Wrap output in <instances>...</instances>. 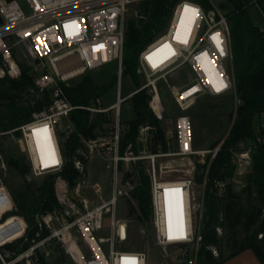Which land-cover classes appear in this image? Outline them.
<instances>
[{
	"label": "built area",
	"instance_id": "1",
	"mask_svg": "<svg viewBox=\"0 0 264 264\" xmlns=\"http://www.w3.org/2000/svg\"><path fill=\"white\" fill-rule=\"evenodd\" d=\"M22 1L0 0V79L5 77L17 79L21 76L18 56L22 52L31 61L28 67L32 69L36 87L41 91H51L54 97V103L47 112L36 115L35 121L18 129L21 132L19 140L22 151L31 168L29 181L57 174L64 165L62 152L61 164L57 168L44 169L36 165L27 140V132L33 126L43 123H53L54 128L51 131L55 134L61 119L77 109L67 99L61 84L69 85L71 81L86 73L115 62L119 89L116 103L107 108L88 109L92 113V120L97 112L103 115L113 113V122L105 136L87 142L89 153L81 154L90 161L94 155L100 154L104 146L110 145L109 161L113 167V175L109 180L111 190L107 200H100L90 206L84 204L76 188L71 191L64 180L58 179L56 192L61 207L51 215H41L37 218L38 227L41 230L44 228L49 230V236L38 242L32 240L31 246L20 253L9 246L22 241L28 242L29 226L24 217L10 215L17 211L15 201L7 188L0 184V189L7 191L10 201L8 208L0 214V227L12 220H17L18 228L22 227L18 237L0 243V264H34L38 252H41L50 263L52 253L47 246L55 242L62 247L73 264H127L126 258H135L136 264H150L148 249H125L129 239L127 227L129 220H122L118 216L119 203L129 197L134 188L130 180L123 178L119 164L141 159L149 161L147 173L151 179V225L154 242L160 249L161 260L164 264H200L205 184L198 186L192 173L184 178L163 179L159 175L157 164L160 158H187L205 154L194 148L191 118L187 114L178 116L174 130L166 133L169 147L167 153L150 155L144 152L142 156L136 157L128 152L125 155L120 154V143L127 129L122 123L121 111L126 101L138 92L147 90L151 95L150 107L157 119L163 122L165 115L159 82L169 88L176 105L183 113L205 95L235 96L238 99L233 68L232 34L226 14L213 0H210L211 10H205L194 0H180L173 9L167 33L149 43L140 54L138 74H144L147 82L123 98L121 81L127 13L132 5H138L146 0H25L29 13L24 10ZM192 9L197 11L193 12ZM136 15L139 17V13ZM73 21H76L75 25L72 24ZM216 34H219L218 39L221 42L219 47L217 41L213 39ZM227 63L231 66L230 72L225 67ZM183 69H188L194 74L192 82L183 86L171 85L169 78ZM219 80H222L226 87L216 91ZM13 132H0V139L5 135H12ZM148 137V128L141 129L139 141L146 144ZM259 141L264 142V137ZM221 145L210 151L212 160ZM240 160L235 177L245 170L244 164H250L246 152L241 153ZM76 166L82 168L79 161L76 162ZM9 167L0 149V174L7 172ZM197 188L202 191L199 200L196 197ZM172 189H179V194L173 191L165 194L166 190ZM70 192L76 200L71 198ZM166 199L172 203L173 236L177 235L178 231L177 200L182 206L184 238L168 239L169 218ZM107 220L110 222V235L98 236L105 229ZM124 226L127 227L126 234ZM142 231L145 235V230ZM217 233L221 238L225 231L218 227ZM262 237L263 235H259L260 239ZM41 247L44 250H41ZM209 250L215 258L220 257L218 248L210 247Z\"/></svg>",
	"mask_w": 264,
	"mask_h": 264
},
{
	"label": "trees",
	"instance_id": "2",
	"mask_svg": "<svg viewBox=\"0 0 264 264\" xmlns=\"http://www.w3.org/2000/svg\"><path fill=\"white\" fill-rule=\"evenodd\" d=\"M179 1H143L138 4L139 17L127 21L123 75L129 76L137 89L141 87L138 75L140 54L167 27L173 9ZM194 1L201 4L205 10L212 9L210 0ZM251 1L253 0H225L220 4L232 28L234 76L239 106L236 121L216 157L212 160V156L208 155L203 162L198 159L195 163V182L198 186L205 184L200 264H225L247 250H252L260 263L264 264V142L259 141L264 137V31L253 23L249 11L245 8ZM254 4L264 15V0H254ZM19 65V78L0 79V132L14 131L8 136L18 138L21 137L18 130L20 127L35 121L36 115L47 112L54 103L51 91H41L36 87L31 67L24 62H19ZM117 82L118 77L113 75L107 82L96 83L88 72L79 81L69 85L61 84L69 102L77 107L61 119L71 125L67 130L59 132L64 159L61 172L46 176L37 185L29 181L31 168L29 163H24V158L9 160V166L24 180L23 191L12 193L17 211L10 215L24 217L29 226L28 242L22 241L9 248L19 253L24 252L31 246L32 240L38 242L49 236V230H41L38 227L37 218L41 215H51L61 207L56 192L58 179L64 180L72 191L77 182L87 174L89 160L81 153H89L87 142L105 136L108 131L105 127L111 122L109 115L101 113L96 114L92 120V113L88 109H102ZM129 101L132 103L135 118L123 122L127 129L120 143V154L125 155L128 152L140 157L144 152L150 155L167 153L169 147L166 129L150 107L151 95L147 90H142ZM258 117L262 119V131L259 134L255 130V120ZM143 128H148L149 133L146 144L139 141ZM246 140L254 144V164L252 172L247 175L245 188L241 193H237L234 190L237 170L234 158L236 153L244 151L240 144ZM220 143L221 141H216L210 149L215 150ZM145 160L134 162L129 171L123 170V162L119 164L123 178L130 180L134 185L130 196L125 198V219L135 220L144 228L152 221L151 179ZM77 161L81 163V169L77 168ZM9 203V198L0 201V214L8 208ZM14 221L16 220L7 225ZM7 225L1 226L0 230ZM218 227L227 233L226 246L230 253L224 256L221 252L220 257L215 258L209 248L221 249L225 239L218 236ZM259 235L263 237L260 239ZM57 249L61 254L56 261L62 263L65 261V255L60 251V247ZM34 264L49 263L41 252H38Z\"/></svg>",
	"mask_w": 264,
	"mask_h": 264
},
{
	"label": "rangeland",
	"instance_id": "3",
	"mask_svg": "<svg viewBox=\"0 0 264 264\" xmlns=\"http://www.w3.org/2000/svg\"><path fill=\"white\" fill-rule=\"evenodd\" d=\"M215 5L220 8V4L224 3L225 0H213ZM23 8L27 13H29L28 6L23 0L21 2ZM245 8L249 11L251 19L253 23L263 32L264 31V15L261 13L260 9L254 4V0L245 5ZM221 9V8H220ZM222 10V9H221ZM223 11V10H222ZM225 13V11H223ZM137 13H139L138 5H132L129 8L127 13V21L136 20ZM170 23V21H169ZM169 28V24L167 27L157 36L160 38L162 35L167 33ZM230 29L232 32V28L230 25ZM155 38V39H157ZM242 38H245L242 36ZM232 42L234 45V39L232 37ZM235 56V53H234ZM19 62H24L25 65H30V60L25 56L24 53H20L18 56ZM225 67L228 71H231L230 63H227ZM234 68V67H233ZM90 75L95 80L96 83H104L107 82L111 76H117V63H111L106 67L98 70H94L90 72ZM141 80V86L147 82V78L144 74H138ZM82 77L71 81H79ZM194 78V74L191 73L188 69H183L175 73L173 76L169 78V82L171 85L183 86L192 82ZM159 91L162 99L163 109L165 120L162 122V125L166 129V133H169L174 130L175 122L178 116L187 114L191 120L193 125V144L194 148L198 152H205L204 155H199L196 157H169V158H160L157 161L159 168V175L163 179H178L188 177L191 173L195 175L196 171V161L198 159H205L210 151L211 146L216 141H221L220 145L223 144L230 133V130L233 124L236 121V111L239 106V100L235 96H226V97H214L205 95L201 97L191 108H189L185 113L176 105L175 100L169 90V88L162 82H159ZM137 90V86L134 81L127 75L122 76L121 81V95L123 98L129 96L131 93ZM118 82L110 92L108 97V101L105 103L104 107H108L113 105L117 101L118 94ZM96 115V114H95ZM109 117H111V122H113V113H109ZM135 118V113L132 107L131 101H126L122 105V114L121 119L122 123L124 121H130ZM110 124L106 125V130H108L111 126ZM71 125L68 122L62 120L60 124L57 126V138L60 145V137L59 132L63 130H67ZM255 130L259 134L262 131V119L257 118L255 120ZM219 145V146H220ZM240 147L243 148L246 154L249 155L250 164L246 166L245 170L240 168L243 172H239L237 177H235L234 181V190L237 193H241L246 186L247 175L252 172L253 168V148L254 144L251 141H244L240 144ZM0 149L2 150L5 159L9 162L10 159L15 158H24V163L28 164L27 157L25 153L22 151V144L18 137L6 136L0 139ZM61 149V146H60ZM110 145H106L102 148L99 155H94L89 163L87 168V174L78 181L77 185L79 187V193L82 196V199H86L89 201L90 205L95 204L96 202L107 200L110 195L111 187L110 177L113 175V167L110 164ZM241 152V153H242ZM241 153H238L234 158V163L237 165V169H239V162ZM82 154V153H81ZM134 162L125 161L123 162V170L129 171L132 169ZM146 166L149 165V161L145 160ZM252 166V167H251ZM195 169V170H194ZM36 178L31 179V182L39 185L43 179ZM85 182V185L82 183ZM0 184H3L7 190L12 194L13 192H20L24 189V180L17 173L14 168L9 167L8 171L0 174ZM93 184H99L101 186V192L96 194L92 189ZM202 195L201 189H196V197L197 200L200 199ZM71 198L76 200V197L72 195L70 192ZM8 194L5 189H0V201L7 200ZM127 213L126 209V201L125 199L121 200L118 207V216L120 219L125 220V215ZM22 228V227H21ZM21 228H18L17 220L7 225L3 229L0 230V243H4L6 241H11L18 237L21 234ZM145 230V235L142 230ZM128 232L129 239L125 244L126 250H146L148 249L150 252V264H164L161 260L160 249L156 246L153 239V228L152 225H148L145 228L139 225L135 220H129L128 223ZM110 235V222L107 220L105 223V229L98 235L101 237H108ZM226 235L225 232L223 237L225 239L222 242L221 249L219 250V254L223 252L224 256H228L230 253V249L226 246ZM243 236V235H242ZM49 250H51L52 257L50 259L49 264H73L70 257L64 252L62 247L59 246L57 242L52 243L47 246ZM60 247V251H63L65 255V261L60 263L57 262L56 259L60 256L58 249ZM41 250H44L41 247ZM231 260L227 261L228 264ZM172 264V263H170Z\"/></svg>",
	"mask_w": 264,
	"mask_h": 264
},
{
	"label": "bare ground",
	"instance_id": "4",
	"mask_svg": "<svg viewBox=\"0 0 264 264\" xmlns=\"http://www.w3.org/2000/svg\"><path fill=\"white\" fill-rule=\"evenodd\" d=\"M98 113L99 112H97L96 114ZM52 128H54V125L53 123L49 122L33 126L27 132L28 145L34 156L35 163L36 165L43 167L44 169L57 168L61 164V149L58 142L59 140L57 138V132H55L54 134V132L51 131ZM42 129H46V131H38ZM82 185H85V182L82 183ZM75 188L78 195L82 199V196L79 193L78 185H76ZM92 189L96 194H99L101 192V186L99 184H93ZM82 201L84 202V204H86V206H90L88 200L82 199ZM171 207L172 203L168 199H166L167 218H169V215L171 216ZM127 227L124 226L125 234Z\"/></svg>",
	"mask_w": 264,
	"mask_h": 264
},
{
	"label": "snow or ice",
	"instance_id": "5",
	"mask_svg": "<svg viewBox=\"0 0 264 264\" xmlns=\"http://www.w3.org/2000/svg\"><path fill=\"white\" fill-rule=\"evenodd\" d=\"M187 10L188 9L186 8L185 11H187ZM192 11L196 12L197 10L196 9H192ZM181 23H183V19L181 20ZM72 24L75 25L76 21H73ZM218 36H219V34H216V36H214L213 39L217 41V46L219 47L221 42L219 41ZM165 47H167V45ZM223 87H226L224 82L222 80L217 81L216 91H220L221 88H223ZM38 131H46V129H42V130H38ZM169 191L176 192L177 194H179V192H180L179 189H172V190H166L165 194L167 195V193ZM182 215H183L182 214V206L180 205L179 200H177L178 231H177V235H175V236L172 235L171 216L169 215L168 239L171 240V239L184 238L183 224H182ZM126 262H127V264H136L135 258H126Z\"/></svg>",
	"mask_w": 264,
	"mask_h": 264
},
{
	"label": "crops",
	"instance_id": "6",
	"mask_svg": "<svg viewBox=\"0 0 264 264\" xmlns=\"http://www.w3.org/2000/svg\"><path fill=\"white\" fill-rule=\"evenodd\" d=\"M226 264V263H225ZM228 264H261L252 250H247L234 257Z\"/></svg>",
	"mask_w": 264,
	"mask_h": 264
}]
</instances>
